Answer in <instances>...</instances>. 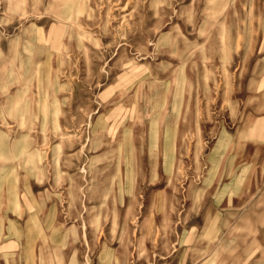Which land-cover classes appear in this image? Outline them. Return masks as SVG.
Wrapping results in <instances>:
<instances>
[{"label": "rangeland", "instance_id": "374dc122", "mask_svg": "<svg viewBox=\"0 0 264 264\" xmlns=\"http://www.w3.org/2000/svg\"><path fill=\"white\" fill-rule=\"evenodd\" d=\"M0 264H264V0H0Z\"/></svg>", "mask_w": 264, "mask_h": 264}]
</instances>
